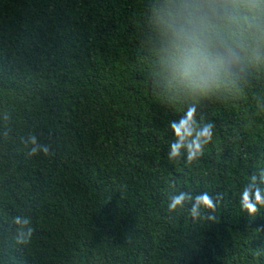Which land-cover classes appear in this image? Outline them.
Masks as SVG:
<instances>
[{"label": "trees", "instance_id": "trees-1", "mask_svg": "<svg viewBox=\"0 0 264 264\" xmlns=\"http://www.w3.org/2000/svg\"><path fill=\"white\" fill-rule=\"evenodd\" d=\"M159 2L0 0V264H264V207L239 206L264 168V48L206 92H177ZM193 105L214 139L170 161V121ZM33 133L51 156L27 154ZM180 191L220 194L215 212L169 211ZM16 215L31 217L26 244Z\"/></svg>", "mask_w": 264, "mask_h": 264}, {"label": "clouds", "instance_id": "clouds-1", "mask_svg": "<svg viewBox=\"0 0 264 264\" xmlns=\"http://www.w3.org/2000/svg\"><path fill=\"white\" fill-rule=\"evenodd\" d=\"M154 26L167 86L177 92L200 94L218 85L228 72V64L241 52L264 48V0H160L154 9ZM8 118L6 113L4 119ZM170 128L175 135L167 154L170 161H179L186 154L191 163L204 155L214 139L215 123L198 117L194 105L178 120L170 121ZM8 134L6 130L4 135ZM22 142L25 147L31 145L29 156L53 154L34 133ZM176 184L173 180L169 186ZM219 195L214 199L204 191L193 197L191 192L180 191L167 207L174 211L190 201V214L195 219L201 215V207L215 212ZM239 206L250 216L258 213V206L264 207V168L254 171L242 187ZM12 223L17 226V243L26 244L34 232L31 217L16 215Z\"/></svg>", "mask_w": 264, "mask_h": 264}]
</instances>
